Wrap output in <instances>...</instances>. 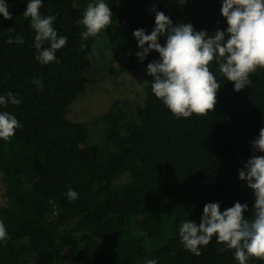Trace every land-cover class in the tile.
Here are the masks:
<instances>
[{"label": "trees", "instance_id": "obj_1", "mask_svg": "<svg viewBox=\"0 0 264 264\" xmlns=\"http://www.w3.org/2000/svg\"><path fill=\"white\" fill-rule=\"evenodd\" d=\"M90 2L95 0H43L41 14L56 16L58 36L68 38L55 53L59 63L46 65L35 58V31L23 16L28 0H6L12 19L0 14V95L11 91L22 98L19 105L0 106V112L21 124L10 142L0 138L7 200L0 206V221L11 237L0 241V264H239L233 250H219L223 245L215 235L199 256L191 253L181 243L179 228L186 220L198 224L210 202H219L221 211L236 201L247 203L245 217L254 218L255 196L239 179V170L253 155L252 141L264 127V68L237 92L213 62L211 71L221 86L214 111L179 119L152 93L148 75L143 103L112 101L98 119L97 141L90 142L89 125L63 121L61 113L90 70L96 43L110 42V57L102 67L112 68L119 62L113 47L120 29L133 54L132 63L114 68L122 72L159 59L153 50L141 62L133 36L140 28L151 33L153 9L174 25L191 23L209 35L228 27L222 0L186 5L105 0L113 13L111 25L84 39L81 20ZM9 36H20L23 43H8ZM158 40L163 45L166 36ZM81 44L87 46L83 51ZM124 172L128 181L116 184ZM69 187L78 193L75 201L67 198ZM54 205L58 215H53ZM247 264L264 260L250 257Z\"/></svg>", "mask_w": 264, "mask_h": 264}, {"label": "clouds", "instance_id": "obj_2", "mask_svg": "<svg viewBox=\"0 0 264 264\" xmlns=\"http://www.w3.org/2000/svg\"><path fill=\"white\" fill-rule=\"evenodd\" d=\"M42 6L43 0H28L23 12L25 18H30V26L35 31V58L44 65L59 63L55 53L66 45L68 38L58 36L53 26L56 16L42 15ZM153 10L155 26L151 33L146 34L143 28L133 32L140 49L136 55L143 62L150 51L159 53V59L147 64V74L153 77L151 91L177 119L193 114L205 116L214 111L221 86L211 71L213 62L218 65L220 75L232 82L237 92L251 84L252 73L264 68V0H222L220 11L228 27L217 29L214 35H209L206 30L196 31L191 23L174 25L163 11ZM0 14L4 19H12L6 0H0ZM112 16L105 0L88 3L81 20L85 29L83 38L95 37L105 30L111 25ZM161 36H166L163 45L158 40ZM7 42L20 44L23 38L17 36L13 40L9 36ZM80 47L83 51L87 46L81 44ZM21 99L9 91L0 95V106L19 105ZM20 127L14 115L0 112V138L10 142ZM252 146L253 155L239 170V179L246 181L254 193V218L245 217L249 210L247 203L236 201L223 211L219 202L206 203L198 224L186 220L179 228V237L186 250L199 256L201 246H207L215 235L217 244L223 245L219 250H233L239 264H247L250 257L264 260V155L255 154L264 153V127L253 139ZM66 195L70 201L78 199V193L71 187ZM59 212L54 205L53 215ZM10 238L4 222L0 221V241L6 243ZM147 264L157 262L148 260Z\"/></svg>", "mask_w": 264, "mask_h": 264}, {"label": "rangeland", "instance_id": "obj_3", "mask_svg": "<svg viewBox=\"0 0 264 264\" xmlns=\"http://www.w3.org/2000/svg\"><path fill=\"white\" fill-rule=\"evenodd\" d=\"M178 1L181 5H186L195 0ZM79 17H81L80 14ZM121 34L122 32L117 28V38L114 39L115 46L113 48L119 57V62L114 63L110 69L103 68L102 65L110 57V42H107L106 38L102 42L96 43L90 70L76 85L74 97L62 107L63 121L83 122L89 125L90 142L97 141L99 136L98 119L108 110L112 101L125 99L129 102L142 104L146 96L147 63H141L134 69L122 72L114 70L120 63L130 64L133 61V54L124 43V35L121 36ZM105 43H107V48H104ZM2 175L3 172L0 169V206H5L7 200L4 196ZM128 179L129 173L124 172L115 180V183L120 184Z\"/></svg>", "mask_w": 264, "mask_h": 264}]
</instances>
